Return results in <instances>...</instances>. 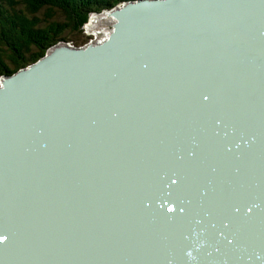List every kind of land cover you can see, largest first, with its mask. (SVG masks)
I'll return each mask as SVG.
<instances>
[{
    "label": "water",
    "instance_id": "obj_1",
    "mask_svg": "<svg viewBox=\"0 0 264 264\" xmlns=\"http://www.w3.org/2000/svg\"><path fill=\"white\" fill-rule=\"evenodd\" d=\"M169 1L129 2L110 12L118 23L101 46L54 48L27 69L2 78L0 111L7 110L4 121L16 120L4 124L9 129H0V236L4 237L0 240V264H39L41 233L53 264H73L78 237L74 232L77 206L73 205L77 171L73 157H64L77 150L89 157L93 203L99 204L100 212L115 210L128 227L118 225L114 218L116 231L129 232L125 245L107 261L109 246L120 245L114 239L99 242L102 229L108 231L110 224L102 213L104 224L102 228L98 225L99 213L93 204L90 225L81 227V243L88 240L90 244L91 264H149L151 242H167L165 233L155 234L160 225L168 230L170 226L184 227L188 232L181 234L183 246L172 255L181 264H215L216 247L211 243L219 242L220 231L213 222L203 225L201 206L214 192L215 183L230 179L234 172L229 163L218 171L216 165L205 166L206 153L211 149L210 139L219 151H243L257 144L247 131L238 135V122L248 115L253 127L260 125L264 87L245 85L233 69L239 64L210 54L207 42L233 45L245 55L253 54L249 44L254 41L257 50L260 48L259 30L264 38L260 20L264 18V0H240V15L216 16L208 24L215 29L206 33L207 39L199 35L190 43L170 37L150 42L158 49L159 62L154 64L136 56V41L140 40L133 41L127 25L140 24L144 15H152L150 10L158 6L149 5ZM192 1L177 3L188 8ZM188 17L189 26L196 27L190 13ZM246 25L253 37H248L243 48L239 41ZM144 44L139 43L140 47ZM165 95L166 101H161ZM246 98L250 100L247 115L243 110ZM160 105L161 110L153 109ZM142 106L150 117L159 112L156 129L150 125L142 129L127 121L130 115L142 114ZM187 121L193 122L189 129L184 127ZM122 133L134 140L131 146ZM101 141H108L109 146L101 147ZM142 141L145 145L133 146ZM136 149L144 157L141 165L135 163ZM99 168L106 169L98 172ZM108 180L113 182L111 189ZM38 184L44 189L50 185L52 201L45 210L32 198ZM184 216L194 217L193 221L187 223ZM254 246L250 242L235 245L232 264H264L263 255Z\"/></svg>",
    "mask_w": 264,
    "mask_h": 264
},
{
    "label": "bare ground",
    "instance_id": "obj_2",
    "mask_svg": "<svg viewBox=\"0 0 264 264\" xmlns=\"http://www.w3.org/2000/svg\"><path fill=\"white\" fill-rule=\"evenodd\" d=\"M239 1L240 0H194L188 8L183 6L184 4L177 3V0H170L166 4L160 3L159 5H149L150 7L158 6L150 10V12L154 11L152 15H144L145 20L140 24H132L131 22L127 25H130L127 27V34H132L133 41L139 37V43H145L140 47L139 43L136 41V56L152 60L153 63L156 64L159 62L157 60L158 49H156V47L152 48L151 44H149L150 42H159L163 38L170 37L179 38L186 43H190L199 35L206 38V33L212 32L215 29L214 27L208 26V24L216 16L221 13L236 12L240 15L242 9H240L241 6L238 4ZM127 3L128 2H121L116 5L117 8L108 9V12H113ZM108 12L99 15L95 14L96 16L92 17L89 21L90 23L86 24V29L89 32H93L97 37V42H94L95 44L92 43V46H101L115 30L118 20ZM189 13L191 18L195 20L196 27L189 26ZM249 14L258 16L252 10H249ZM129 20L130 14L127 16L126 23ZM260 20L264 23V18H260ZM101 27L106 28L107 32L102 31L101 29L103 28ZM121 27L123 29L124 25L121 24ZM247 30L248 25L242 28L243 36L239 41V45L243 46V48L248 37L251 39L253 37L252 34L247 33ZM261 31L262 30L258 31L260 42L258 47L260 48L257 50L254 41L249 44V52L253 53L251 55H245L242 48L233 45H214L209 40L207 42V50L210 54L221 57L230 64H239L238 67L233 69L238 72L239 78L245 85H252L260 88L264 87V38ZM123 34V30H121V35ZM149 47L152 49V52L149 51ZM243 56L245 57L243 58ZM215 88L219 92L222 91L221 87L217 85H215ZM170 90H173V88L166 89L165 93H168ZM223 90H225V86ZM159 91L163 92V90ZM160 100L166 101V95ZM261 101L264 102V96L261 98ZM244 103L243 110L247 115L250 110V100L246 98ZM162 108V105H160V108H155V106H153L155 111H159V109L161 110ZM140 111L142 114L137 116L130 115L127 117V121L130 120L129 123L131 125L140 126L142 129H147L148 125L156 129V116L159 112L155 113V116L150 117L148 116L149 113L146 106H142ZM6 113L7 110L0 111V124H2L0 125V129L2 130L10 128V126L4 125L5 123L14 122L16 120L11 119L10 121H4ZM195 121L201 123L200 118H197ZM238 123L240 124L238 135H240L241 132L244 133L247 131L249 135L256 139L257 144L243 151H219L215 149L214 144L210 139L211 149L206 153L205 159V166L208 164L216 165L218 171L229 163L232 165L234 172L230 179L221 183H215L214 192L207 196L201 206V213H205L203 225H207L208 222H213L217 225L220 231L219 242L211 243V246L216 247L214 251L215 264H232L231 253L234 246L249 242L255 244L254 248L259 250V253H261L264 258V116L261 118L258 127H253L248 115L247 117L239 118ZM192 124V121H187L184 127L189 129ZM244 127H246L245 130ZM100 135L104 137L106 132H101ZM121 135L131 146L134 140L131 139L127 133H122ZM97 137L98 136L95 137V140H97ZM99 145L101 147H107L109 146V142L101 141L99 142ZM143 145H145V142L143 141L141 143L135 142L133 144V146L138 147ZM139 149H136L135 152V163L141 165L144 162V157ZM77 151H75V154L70 153L64 157V159L73 157V166L77 171L75 173L73 188V205L75 203L77 206V209L75 210L74 232L78 237L75 238L73 245V253L75 255V258H73V264H91L90 258L88 257L90 244L88 240H86L85 244L81 243V227L83 225H86V227L90 225L92 205L94 204L91 184V165H89V157L85 153H82L81 151H78L79 153H77ZM76 155L77 158H75ZM105 169L106 168H99L98 172H102ZM217 171L215 172V177ZM107 182L111 189L113 182L111 180H108ZM40 186V184L37 185L36 192L32 193V198L34 197V202L39 204L45 210L46 204H50L52 201V193L49 184L45 189ZM104 197H106V195H104ZM99 199H103V197H100ZM248 201L252 202L248 203ZM94 205L97 206L96 209L99 213L97 216L98 225L101 227V225L104 224L100 219L102 213L107 214L108 218L106 223L110 224L108 231L102 229L103 234L99 239V242H106L107 240L114 239L117 240L120 245V247L109 246L105 254L108 261L125 245V242H127L129 238V232L121 228L116 231L117 223L118 225L121 224L124 227L126 226L115 210L110 211L106 208L105 211L109 213L105 211L100 212L99 204L96 203ZM156 217L160 218L159 215ZM193 218L194 217L191 216L182 217L187 223L192 222ZM221 222H224L222 229L220 227ZM168 228L169 230L164 225H160L156 228L155 234L164 235L165 233L167 235V242L160 243V245L157 241L151 242L149 253L147 251L150 255L148 261L149 264H166L169 262L181 264L180 259L176 257L173 258L172 255L173 252L183 246L181 234H188V232L184 227L178 228L170 226ZM205 243L206 248H208V242L205 241ZM110 250L113 251V255H109L111 252ZM38 258L39 264H53L51 251L43 233H41L39 241Z\"/></svg>",
    "mask_w": 264,
    "mask_h": 264
},
{
    "label": "trees",
    "instance_id": "obj_3",
    "mask_svg": "<svg viewBox=\"0 0 264 264\" xmlns=\"http://www.w3.org/2000/svg\"><path fill=\"white\" fill-rule=\"evenodd\" d=\"M128 1L137 0H0V80L45 58L65 42V33H82L91 15ZM42 11L44 23L38 18Z\"/></svg>",
    "mask_w": 264,
    "mask_h": 264
},
{
    "label": "rangeland",
    "instance_id": "obj_4",
    "mask_svg": "<svg viewBox=\"0 0 264 264\" xmlns=\"http://www.w3.org/2000/svg\"><path fill=\"white\" fill-rule=\"evenodd\" d=\"M119 7V6H118ZM115 8H117V6L116 7H114L113 9H115ZM110 10V9H109ZM109 10H104V11H102V12H100L99 14H102V13H106V12H108ZM111 12V11H110ZM110 12H108V13H110ZM99 14H96V15H99ZM95 14H93L90 18H89V20H87V23H90L89 21L92 19V17L93 16H96ZM38 18H39V20L41 21V23H44V21H45V12L44 11H42L40 14H39V16H38ZM56 22H58V20H60V17L57 15L56 17ZM87 27H86V25L82 28V33H76V32H71V31H69V32H67V33H65L64 35H63V39H64V41L65 42H61L56 48H58V47H62V46H65V47H68V48H70V49H72V48H85L86 46H88V45H91L92 46V43H94V42H97V37L95 36V34L93 33V32H89L87 29H86ZM101 28H103V29H101L102 31H104V32H107L106 30V28H104V27H101ZM95 44V43H94ZM94 46V45H93ZM52 51V50H51ZM50 51V52H51ZM49 52V53H50ZM6 55L8 56V57H10V58H12V59H14L13 58V56L9 53V52H6ZM9 70H14V65H11L10 63H9ZM2 80L3 79H1L0 80V87H2ZM137 171L138 172H143L142 170H140V169H137Z\"/></svg>",
    "mask_w": 264,
    "mask_h": 264
},
{
    "label": "snow or ice",
    "instance_id": "obj_5",
    "mask_svg": "<svg viewBox=\"0 0 264 264\" xmlns=\"http://www.w3.org/2000/svg\"><path fill=\"white\" fill-rule=\"evenodd\" d=\"M3 239H4V237L0 236V240H3Z\"/></svg>",
    "mask_w": 264,
    "mask_h": 264
}]
</instances>
